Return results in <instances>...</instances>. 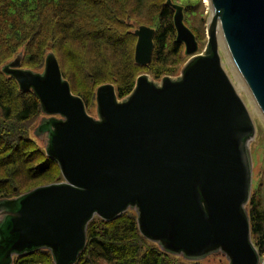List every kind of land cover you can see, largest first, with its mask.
Wrapping results in <instances>:
<instances>
[{
  "label": "water",
  "instance_id": "obj_1",
  "mask_svg": "<svg viewBox=\"0 0 264 264\" xmlns=\"http://www.w3.org/2000/svg\"><path fill=\"white\" fill-rule=\"evenodd\" d=\"M166 2L188 56L178 75L141 73L121 98L103 83L96 116L52 52L41 71L23 68L20 52L1 66L36 96L42 116L33 134L62 180L0 199V264L41 249L53 264H74L89 221L126 210L136 213L143 237L172 255L194 261L221 252L228 264L260 263L246 209L255 129L222 53L264 118V0H208L213 18L200 51L182 6ZM154 31L144 24L133 30L135 63L150 62Z\"/></svg>",
  "mask_w": 264,
  "mask_h": 264
},
{
  "label": "trees",
  "instance_id": "obj_2",
  "mask_svg": "<svg viewBox=\"0 0 264 264\" xmlns=\"http://www.w3.org/2000/svg\"><path fill=\"white\" fill-rule=\"evenodd\" d=\"M172 15L166 0H0V199L62 179L57 163L31 133L42 115L36 96L21 91L1 66L20 52L21 66L38 71L52 52L72 92L89 111L103 83L113 84L121 98L142 72L155 80L178 70L186 56L183 44L175 40ZM134 23L155 30L147 65L133 58ZM247 203L251 239L264 260V203L254 197ZM12 264L53 261L41 249L14 256ZM74 264L206 263L161 250L140 234L136 213L126 210L111 220L94 216L89 221L85 246Z\"/></svg>",
  "mask_w": 264,
  "mask_h": 264
},
{
  "label": "rangeland",
  "instance_id": "obj_3",
  "mask_svg": "<svg viewBox=\"0 0 264 264\" xmlns=\"http://www.w3.org/2000/svg\"><path fill=\"white\" fill-rule=\"evenodd\" d=\"M172 2L182 6L183 21L186 24V26L194 33V35L196 34L195 37L199 38V42L198 41L197 42L199 46L198 51H200L206 43V25L212 14L208 0L207 2L205 0H172ZM185 5H188L190 7L186 8ZM138 25L140 24L134 23V29ZM183 52H184V49H183ZM185 56L186 58L184 62L188 58L187 55ZM222 62L237 92L243 99L244 103L246 104L250 112V115L252 117L253 124H254V129H255L254 136L248 141V148H249V153H250V157L252 161V178H251L252 183H251V192H250L249 199L251 197H254L256 201H260L261 203H264V118L261 115L258 107L255 105L252 97L249 95L247 88L244 87L246 85L243 82L242 78L240 77L238 72L235 71V69L233 68L234 66L231 65L229 58L224 56L223 53H222ZM182 64H180V67L178 68V70L170 76L178 75ZM42 68L38 71H41ZM142 73H146V72H142ZM159 79H155V80H159ZM87 112L90 115L96 116L95 105L89 111L87 110ZM41 116L37 118V120L35 121V125L33 126L31 133L39 141V143L42 146H44L43 141L33 134V129L37 125V122L39 121ZM247 204H246V209H247ZM247 212H248V209H247ZM200 260H203V262L206 264H228L227 259L221 252H213ZM259 264H264V260L262 258H260Z\"/></svg>",
  "mask_w": 264,
  "mask_h": 264
},
{
  "label": "bare ground",
  "instance_id": "obj_4",
  "mask_svg": "<svg viewBox=\"0 0 264 264\" xmlns=\"http://www.w3.org/2000/svg\"><path fill=\"white\" fill-rule=\"evenodd\" d=\"M205 1L207 2V0H205ZM211 18H213V17L211 16ZM229 61H230V59H229ZM232 66H233V65H232ZM233 68H234V67H233ZM234 69H235V68H234ZM235 71H236V70H235ZM241 81H242V80H241ZM241 81H240V82H241ZM243 82H244V81H243ZM241 83H242V82H241ZM244 87L246 88V86H244Z\"/></svg>",
  "mask_w": 264,
  "mask_h": 264
}]
</instances>
